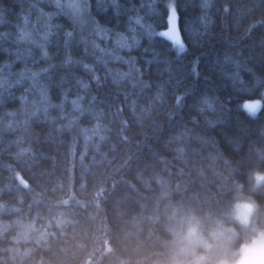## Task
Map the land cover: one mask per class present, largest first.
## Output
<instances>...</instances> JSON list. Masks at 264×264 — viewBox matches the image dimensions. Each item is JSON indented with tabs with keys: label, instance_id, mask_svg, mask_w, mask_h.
<instances>
[{
	"label": "trees",
	"instance_id": "obj_1",
	"mask_svg": "<svg viewBox=\"0 0 264 264\" xmlns=\"http://www.w3.org/2000/svg\"><path fill=\"white\" fill-rule=\"evenodd\" d=\"M67 1L0 0V264H147L162 192L264 168V0Z\"/></svg>",
	"mask_w": 264,
	"mask_h": 264
},
{
	"label": "clouds",
	"instance_id": "obj_2",
	"mask_svg": "<svg viewBox=\"0 0 264 264\" xmlns=\"http://www.w3.org/2000/svg\"><path fill=\"white\" fill-rule=\"evenodd\" d=\"M229 192L219 208L173 201L162 192L163 205L149 219L162 223L164 236L147 264H264V204L256 198L264 195V168L234 179Z\"/></svg>",
	"mask_w": 264,
	"mask_h": 264
},
{
	"label": "snow or ice",
	"instance_id": "obj_3",
	"mask_svg": "<svg viewBox=\"0 0 264 264\" xmlns=\"http://www.w3.org/2000/svg\"><path fill=\"white\" fill-rule=\"evenodd\" d=\"M207 6V5H205ZM167 10V30L165 32L160 33V35L168 37L172 44L175 45V49L177 54H180L186 50V45L183 42V37L180 35L179 29V13L177 7L173 3L166 4ZM136 22L140 24L145 30L148 32L149 36L153 34L152 25H144L142 18L137 17ZM249 113V115H255L259 105L252 102H247L243 106Z\"/></svg>",
	"mask_w": 264,
	"mask_h": 264
},
{
	"label": "rangeland",
	"instance_id": "obj_4",
	"mask_svg": "<svg viewBox=\"0 0 264 264\" xmlns=\"http://www.w3.org/2000/svg\"><path fill=\"white\" fill-rule=\"evenodd\" d=\"M82 1L83 0H70V1H67L68 3V7L75 13H81L82 10H83V4H82ZM167 30V28L162 31V32H165ZM168 38V37H167ZM169 39V38H168ZM170 40V39H169ZM263 96H264V92H263ZM259 101H261V99H257ZM253 101H256V100H253ZM251 102V101H249ZM247 103V102H246ZM245 104V103H244ZM244 106V105H243Z\"/></svg>",
	"mask_w": 264,
	"mask_h": 264
},
{
	"label": "bare ground",
	"instance_id": "obj_5",
	"mask_svg": "<svg viewBox=\"0 0 264 264\" xmlns=\"http://www.w3.org/2000/svg\"><path fill=\"white\" fill-rule=\"evenodd\" d=\"M59 8V7H58ZM65 9V8H63ZM61 12V11H60ZM64 13V12H63ZM71 15V14H70ZM72 16V15H71ZM136 19V18H135ZM42 26V25H41ZM12 27V26H11ZM18 34V33H17ZM93 40V39H92ZM27 52V51H26ZM239 60V59H238ZM6 66V65H5ZM29 71V70H28ZM38 72V71H37ZM35 74V73H34ZM4 78V77H3ZM1 87V86H0ZM27 89V88H26ZM25 113V112H24ZM23 128V127H22ZM82 158V157H81ZM9 167V166H8Z\"/></svg>",
	"mask_w": 264,
	"mask_h": 264
}]
</instances>
